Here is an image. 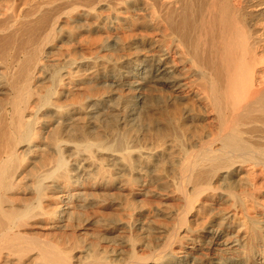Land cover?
<instances>
[{
    "label": "bare ground",
    "instance_id": "bare-ground-1",
    "mask_svg": "<svg viewBox=\"0 0 264 264\" xmlns=\"http://www.w3.org/2000/svg\"><path fill=\"white\" fill-rule=\"evenodd\" d=\"M0 264H264V0H0Z\"/></svg>",
    "mask_w": 264,
    "mask_h": 264
}]
</instances>
